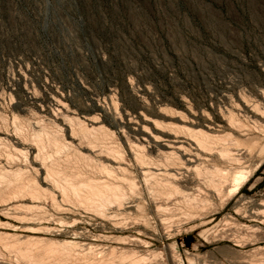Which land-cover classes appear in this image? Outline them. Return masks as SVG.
<instances>
[{
    "label": "rangeland",
    "instance_id": "rangeland-1",
    "mask_svg": "<svg viewBox=\"0 0 264 264\" xmlns=\"http://www.w3.org/2000/svg\"><path fill=\"white\" fill-rule=\"evenodd\" d=\"M263 96L264 0H0V264H264V221L246 217L264 211V121L244 106ZM163 132L245 154L203 226L179 194L167 229L155 216L139 160L156 150L139 138ZM104 182L133 208L87 203ZM68 243L69 258L49 251Z\"/></svg>",
    "mask_w": 264,
    "mask_h": 264
},
{
    "label": "bare ground",
    "instance_id": "bare-ground-1",
    "mask_svg": "<svg viewBox=\"0 0 264 264\" xmlns=\"http://www.w3.org/2000/svg\"><path fill=\"white\" fill-rule=\"evenodd\" d=\"M263 101H264V96H263ZM55 103H56V105H58L57 104L58 102H55ZM244 106L247 107V109H249L252 113L258 115L262 119V121H264V105L262 107H260L255 103H244ZM228 113H230V112H228ZM229 122H230L232 128H235L237 130H243V129H241V128H243V126L239 124L240 122L238 123L236 120L232 119L231 117H229ZM249 122H250L251 127L254 130L263 132V126L260 124L259 121L252 120ZM171 131H172V129H171ZM183 136H184V134H183ZM185 136H187V135H185ZM185 136H184V139H178L180 136L177 134H174V139H172L170 136H168L167 134H164V132H163L160 135L152 136L151 139L145 138V137L139 138L141 141L146 142V143H148L151 140L154 142L152 147H154L156 150V154H155L156 160L155 159L154 160H139L140 161V163H139L140 164V170L139 171L146 181L151 182L150 187H151V189H153V194L151 195L150 200H152L153 205H154L153 210L155 211V216H156L160 226H162L164 229H167V227H168L167 224H168L169 216H170V215L168 216V210L169 209L171 210L172 209L171 206L177 205L176 203H178L180 201V200H177V198L175 197V194L180 195V197H179L181 199L180 202H183V204L186 206V208H188L187 212H185L184 214H181V216H183L184 218H188V219H195V220L197 219L200 221V223H198V224L202 225V226L204 224L209 223V221L203 220V216L205 214L203 212L204 211L203 205L207 201L206 197L208 196V194L215 195L216 197L219 196V193L222 192L223 188L225 187V185L230 180L231 175L238 172V171H236L237 169H239V167H237V166L243 161L242 159H244V157H245L243 150L241 148L237 147L236 142L233 140V138H231L229 136L219 137V138H221V140L220 139H214L217 136L211 137L206 132L205 133L202 132L199 135L192 134V135H190L191 137L188 136L187 138ZM136 143H132V147L139 151L138 145ZM158 143L164 148V150H160L158 148V146H159ZM213 154H216L217 157L220 159L219 161L222 164L221 168H217L216 166L211 165V159H209V157ZM118 174H119V172H118ZM243 179H244L243 176H239V175H236L232 178V181H233L232 191H236L238 189L239 183L241 181H243ZM188 184L191 185L189 187L190 192L184 193L181 190L182 189L181 187H185ZM94 185H95L94 187L90 186V187H92V189L89 188L90 192L88 191L86 197H83V198H86L87 199V200L85 199L86 202L91 204L92 206H95V208L100 209V208L104 207L105 205H111V204H116L117 206H120V208L121 207H126V208L132 207L133 208L132 201H125V202L122 201L124 199L123 198L124 192L120 186L114 185V184L109 183V182H104L102 184H94ZM203 189H205V190H203ZM129 200H131V199H129ZM263 201H260V204H263ZM115 210H116V208H115ZM111 211H114V210H111ZM262 212H264L262 209L261 210L255 209L253 211L249 210L246 213V217H248L249 219L264 221V219H261V216H262L261 213ZM15 213L18 215H20L21 213L26 215V213H24V212H15ZM171 228H172V226H171ZM164 229L161 231H164ZM228 230L230 231V229H228ZM170 231L171 230H169V232ZM247 231L254 233V231L252 229L247 228ZM74 233H78V232H74ZM84 234H85V232H84ZM72 235H70V237ZM88 235L89 234H87V236H85L86 241L95 240V239L91 238L94 235L91 237H88ZM226 235L234 238L233 235L230 234V232H228ZM82 236H84V235H81L80 237H82ZM164 236H165V234H164ZM223 236H224V234H223ZM68 237H69V235H68ZM73 237H71V238H73ZM80 237H78V238H80ZM99 238H100V236H99ZM81 240H82V238H80L79 241H81ZM98 243L100 244V242H98ZM116 243L118 244V242H116ZM130 243H132V245H135V247L141 246L144 249H147V247H148L147 245L142 244L141 240L137 237L132 238L130 240ZM90 244H91L90 242H83L81 246L90 250V249H92L90 247ZM107 244H108V242H107ZM70 245L72 246L73 243H68L69 247H63L62 246L61 249L50 248L49 251L57 253L58 256L61 258H69L73 254L70 251V247H71ZM103 245L105 246V244H103ZM120 246H121V244H120ZM120 248H122V247H120ZM104 251H106V250H104ZM142 251H144V250H142ZM147 251H149V250H147ZM37 252H35V254H33L32 251L28 249V250L22 252V254L25 255L26 257H29V258L33 257L35 255L44 256V254H46V253H44L45 251L44 252L42 251L43 253H40V254L39 253L36 254ZM127 253H128V251H127ZM136 253H138V252H136ZM142 253H141V255L145 254L146 252L143 254ZM138 260H143V258H139ZM138 260H135V261L132 260L131 262L138 263L139 262ZM126 263H128V262H126ZM128 264H131V263H128Z\"/></svg>",
    "mask_w": 264,
    "mask_h": 264
},
{
    "label": "trees",
    "instance_id": "trees-1",
    "mask_svg": "<svg viewBox=\"0 0 264 264\" xmlns=\"http://www.w3.org/2000/svg\"><path fill=\"white\" fill-rule=\"evenodd\" d=\"M188 245V244H187Z\"/></svg>",
    "mask_w": 264,
    "mask_h": 264
}]
</instances>
